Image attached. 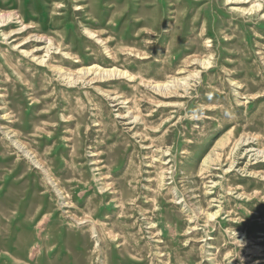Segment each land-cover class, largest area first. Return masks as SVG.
<instances>
[{
	"label": "rangeland",
	"instance_id": "rangeland-1",
	"mask_svg": "<svg viewBox=\"0 0 264 264\" xmlns=\"http://www.w3.org/2000/svg\"><path fill=\"white\" fill-rule=\"evenodd\" d=\"M10 11L0 264H264V0H0ZM28 34L52 39L48 65L121 74L60 80L23 55L46 40L12 46Z\"/></svg>",
	"mask_w": 264,
	"mask_h": 264
},
{
	"label": "bare ground",
	"instance_id": "bare-ground-1",
	"mask_svg": "<svg viewBox=\"0 0 264 264\" xmlns=\"http://www.w3.org/2000/svg\"><path fill=\"white\" fill-rule=\"evenodd\" d=\"M228 1V0H227ZM238 1H241V0H238ZM235 2V1H234ZM238 3V2H237ZM240 3V2H239ZM256 7H259V5L258 4H252L248 9H246V10H248V11H252V10H254ZM241 10H245V9H241ZM14 13V12H13ZM11 11L10 12H8V13H6V19L4 18V19H2V17L0 18V23L2 22H7V21H9L11 18H14V19H17L18 17H16L15 16V14H13ZM0 15H2V14H0ZM5 15V14H4ZM11 21V20H10ZM20 22H21V20H20ZM10 23V22H9ZM8 23H6V24H2V25H0L1 27L2 26H5V25H7ZM20 24V23H19ZM22 24V23H21ZM29 26L28 25H24L23 27H19V28H17V29H10L9 31H5L4 33L2 32L1 33V35H2V37H3V39L4 38H12L13 36H15L16 34H19L20 32H25V31H27L26 29L28 28ZM24 28H26V29H24ZM1 30V29H0ZM94 33V32H93ZM45 36V35H44ZM98 36V35H97ZM1 37V38H2ZM13 39V38H12ZM104 38H102V40H103ZM44 40H46V37H43V36H41V35H36V34H28L26 37H24L23 39H21V41H19V42H17V43H14L12 46H14V48H16V46H19V47H21V46H25V44H27V43H31V42H42V41H44ZM4 42V41H3ZM52 39H48L47 38V40L45 41V44H44V46L43 47H40L39 45H34V46H32V48H30V49H27V50H23V55L25 54V56H30L31 57V59L32 60H36V61H39L38 63H43L44 62V64H46V65H48V60H49V58L50 57H48L47 55H49V53H50V51L52 50L51 48H53L52 47ZM56 44V43H55ZM54 46V45H53ZM57 46V45H56ZM60 48V47H59ZM45 49V54H43V55H37V52L38 51H40V50H44ZM57 49V48H56ZM19 50V49H18ZM56 51V50H55ZM18 52H20V51H18ZM22 53V52H21ZM56 53V52H55ZM67 53V52H66ZM68 54V53H67ZM22 55V54H21ZM47 57V58H46ZM27 58V57H26ZM141 58V57H140ZM35 61V62H36ZM52 61V60H51ZM58 61V60H57ZM34 62V63H35ZM41 65H43V64H41ZM53 64H51V65H48L50 68H55V72H56V74L57 75H59V77H60V80H71L73 83L75 82V83H78V81H80V80H82V78H85V77H87V75H88V73L90 74V75H88L89 77H88V80L89 81H94V80H96L97 78H98V76L100 75L101 77L102 76H104V74H107V73H110V72H112V71H116V72H119L120 74H121V72L120 71H118V70H114V69H108V68H103V67H96V68H94V70L95 71H93L92 73H90L91 72V68L90 67H81L80 69H78L77 71H72V70H69V69H65V68H63V67H61V66H52ZM93 69V68H92ZM52 70V69H51ZM53 71V70H52ZM115 72V73H116ZM93 74V76H91ZM111 75V74H110ZM109 75V76H110ZM116 75V74H115ZM118 75V74H117ZM175 80V78L172 80V81H174ZM70 81V82H71ZM176 82H175V84L176 83H179V84H177L178 86L179 85H182L184 82H182L179 78H177L176 80H175ZM83 82H84V80H83ZM171 82V81H170ZM69 83V82H68ZM80 83V82H79ZM152 84V83H151ZM168 84H169V81H168V83H156V84H154V85H151V87H153L154 89L155 88H160L161 90L164 88V90L162 91L163 93H169L171 90H173V89H171V87L169 86V88H167L168 87ZM82 85V84H81ZM146 85H147V83H146ZM177 85H175V86H177ZM175 89V88H174ZM99 90H101V88H99ZM167 90V91H166ZM166 91V92H165ZM108 94V93H107ZM112 94V93H111ZM109 96V95H108ZM109 99V98H108ZM127 102V101H126ZM4 108V107H3ZM7 114V113H6ZM6 114H4V117H5V115ZM11 115V114H10ZM123 115H121V117H122ZM10 118H11V116H10ZM10 122H11V120H10ZM135 122H137V121H135ZM3 127V126H2ZM16 129H9V128H6V131H4V133L5 134H7V135H9L10 137H12L13 138V143L18 147V148H25V153L28 155V156H30V155H32V158H33V160H34V163L35 164H37L40 168H43V165H42V163L43 162H41V161H39L38 159H36L35 158V154H34V152H33V150H30V149H27L26 148V143H24L23 141H21L20 139H18L17 138V132L15 131ZM11 139V138H10ZM250 141V140H249ZM243 142V141H242ZM237 143V142H236ZM234 146V145H233ZM146 147H148V146H146ZM235 148V147H234ZM23 150V149H22ZM254 160V159H253ZM252 164V163H251ZM44 170V169H43ZM47 170V169H46ZM252 172V171H251ZM262 176V175H261ZM53 182V181H52ZM57 186V185H56ZM60 188V187H59ZM59 188H57V190H61V189H59Z\"/></svg>",
	"mask_w": 264,
	"mask_h": 264
}]
</instances>
